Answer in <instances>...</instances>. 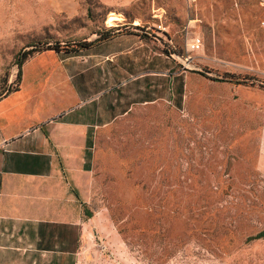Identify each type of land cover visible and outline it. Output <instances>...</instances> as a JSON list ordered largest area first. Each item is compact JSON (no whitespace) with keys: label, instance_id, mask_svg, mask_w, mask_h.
Returning <instances> with one entry per match:
<instances>
[{"label":"rangeland","instance_id":"374dc122","mask_svg":"<svg viewBox=\"0 0 264 264\" xmlns=\"http://www.w3.org/2000/svg\"><path fill=\"white\" fill-rule=\"evenodd\" d=\"M76 1L84 13L69 17L54 0H0V93L17 84L19 51L82 40L117 11L159 61L115 86L120 114L65 175L79 195L74 264H264V238L249 239L264 228V1ZM43 54L23 72H52ZM3 104L0 125L29 121L25 103Z\"/></svg>","mask_w":264,"mask_h":264},{"label":"crops","instance_id":"0c3cea01","mask_svg":"<svg viewBox=\"0 0 264 264\" xmlns=\"http://www.w3.org/2000/svg\"><path fill=\"white\" fill-rule=\"evenodd\" d=\"M54 1L57 14L84 13L76 0ZM117 12L119 20L82 39L95 40L99 30L113 27L120 33L88 48L42 51L54 57L52 72L27 75L23 68L41 53L29 57L17 89L0 97V115L4 101L25 103L29 120L0 125V264H74L80 256L81 221L71 204L79 196L75 188L74 195L65 194V175L73 180L72 169L92 145V131L106 128L120 114L122 99L115 97V86L135 85L145 75L138 71L141 64L151 66L146 75L158 74L154 61L158 63L159 53L149 48L134 21L126 22L125 14ZM126 99L133 102L136 95Z\"/></svg>","mask_w":264,"mask_h":264},{"label":"trees","instance_id":"16d2710c","mask_svg":"<svg viewBox=\"0 0 264 264\" xmlns=\"http://www.w3.org/2000/svg\"><path fill=\"white\" fill-rule=\"evenodd\" d=\"M122 30H120L117 27H113V28H108V29H103V30H99V37H97L95 40H91L88 41L86 39H82V40H73V41H58V40H54V41H45L43 42L45 45L44 46H38V44H29L28 46H31L29 49L27 50H23V51H19L17 58H16V64L18 66V72H17V81L18 78L20 77L21 74V67L23 65V63L25 62V60H27L29 57L41 53L42 51H45L47 49H52L55 51H66V52H70V51H75L79 48H88L91 45H93L94 43L100 41V40H104L107 39L109 37H112L118 33H120ZM216 80H220L223 81L225 79L223 78H216ZM17 89V85L12 87L9 86L6 89H4L3 92H1L0 94L6 95L8 92H10L11 90ZM75 195L78 197V192L74 189L73 190ZM264 238V228L262 230H260L259 232H257L256 234L252 235L249 237V239L251 240H257V239H263Z\"/></svg>","mask_w":264,"mask_h":264},{"label":"built area","instance_id":"2783aa9c","mask_svg":"<svg viewBox=\"0 0 264 264\" xmlns=\"http://www.w3.org/2000/svg\"><path fill=\"white\" fill-rule=\"evenodd\" d=\"M261 25L264 28V20L261 22ZM200 42H201V38L199 36H195L191 38L187 44L190 46V48H196L200 45Z\"/></svg>","mask_w":264,"mask_h":264},{"label":"bare ground","instance_id":"6f19581e","mask_svg":"<svg viewBox=\"0 0 264 264\" xmlns=\"http://www.w3.org/2000/svg\"><path fill=\"white\" fill-rule=\"evenodd\" d=\"M120 17H118L117 15L111 13L109 16H108V22L111 24L113 23V21L115 20H119Z\"/></svg>","mask_w":264,"mask_h":264}]
</instances>
